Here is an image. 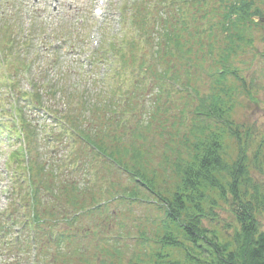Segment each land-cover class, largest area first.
<instances>
[{"label":"rangeland","instance_id":"rangeland-1","mask_svg":"<svg viewBox=\"0 0 264 264\" xmlns=\"http://www.w3.org/2000/svg\"><path fill=\"white\" fill-rule=\"evenodd\" d=\"M185 2L0 0V213L7 204L12 211L9 205L16 197L29 204L24 200L27 195H18L19 187L11 185L12 182L10 184L13 162H10L11 167L7 166L8 154L21 141L16 134L4 130L10 121L16 125V131L22 125L25 132L28 127L32 131L28 132L26 141L30 147L28 154L32 183L40 187L39 195L42 197L39 209L57 208L58 224L55 228L62 231L68 225L71 234V240L60 246L53 244L51 237L45 235L36 245L31 243L28 247L26 232L19 234L21 239H14L12 232L21 230L5 216L2 219L4 228L10 232L0 234V264H129L144 257L147 246L142 244L144 239L139 234L147 232V236H153L163 217L162 210L152 203L156 201L155 196L141 186L136 187L129 181L131 175L118 170L115 164L103 162L104 157L101 155L100 158L92 152L83 140L76 136L75 140L68 135L58 136L57 130H50L54 141L47 142L43 130L45 126L47 128L53 124V112L66 110L71 126L88 140L94 139L100 143L101 149L103 143L109 152L118 150L121 161H129L124 148L133 145L139 149V163L132 166L141 167V171L152 177H166L168 186L165 188H168L175 181L172 163L178 158L187 159L191 142L207 136V130L215 124L201 114L195 115L198 99L192 98L191 95L195 93L189 92L188 87L186 91L183 88L171 89V83H166L164 78V84L156 89L154 75L157 76L164 69L173 72L175 66L180 78L174 84L185 85L187 76L183 69L187 67L189 86L197 89L200 95L209 89L224 94L231 107L229 120L237 124L243 134L247 133L246 162L249 174L257 184L261 203L256 218L259 228L264 231V18L245 32L240 26L237 31L244 38L237 52L231 56L229 66L235 68L236 75L243 79L228 74L225 79L217 76L218 79L213 80L220 65L209 55H206L202 66L184 64L174 54H168L162 65L154 56L155 40L159 36L150 31L155 21L153 15L158 20L164 17L178 18L176 30L181 40H190V26L193 23L201 28L208 26L212 16L206 21V11L215 6L207 0L197 1L196 18L203 12L204 15L202 19L194 21L193 9ZM254 2L261 9L264 8V0ZM96 8L102 13L96 14ZM215 8L219 16L213 17L214 23L211 25L220 23L218 19L223 7ZM139 10H142L144 18L151 14L153 21L148 28L149 34L140 30L138 35L134 23L129 22L130 12L134 16L138 15ZM123 12L129 15L123 18ZM119 29L125 32L122 42H134L132 47L123 45L122 34L115 33ZM192 32L195 30L192 29ZM204 34L207 33L204 31ZM149 39L151 44L147 42ZM109 40L115 47V54L108 56L104 52L100 59L99 48ZM119 43L121 46L118 47ZM142 61L148 71L146 66L140 67ZM3 70H8L12 80L10 91ZM142 71L145 75L140 73ZM221 88L228 89L229 94L221 91ZM23 91L25 95L31 91L30 96L35 102L30 106L21 103L23 109H18L21 112L18 125L14 114L8 113L7 109L15 94L22 95ZM115 95H122L125 100H117ZM119 117L125 118L121 128H118ZM216 124L221 126L220 123ZM139 130L144 136L137 138ZM221 146L222 155L228 161L236 159L238 145L233 137H225ZM17 170L27 173L24 161L19 163ZM94 174L98 178L95 179ZM40 182L43 186H39ZM91 182L95 185L91 186ZM47 189L49 193H46ZM124 191L137 192L141 200L133 202L127 197L123 199ZM74 202L78 207L68 205ZM96 202H100V206L96 207ZM219 203L222 207L216 209L217 218L213 222L205 220V224L216 228L221 239L231 240L237 222L225 205ZM79 204H84V209L79 208ZM15 209L17 213L19 208ZM74 212L77 215L74 216ZM20 216L21 212L15 215L17 220ZM44 229L46 232L49 230L47 226ZM32 248L35 250L33 258L28 254ZM171 253L176 257L181 255L174 249H171Z\"/></svg>","mask_w":264,"mask_h":264},{"label":"trees","instance_id":"trees-1","mask_svg":"<svg viewBox=\"0 0 264 264\" xmlns=\"http://www.w3.org/2000/svg\"><path fill=\"white\" fill-rule=\"evenodd\" d=\"M197 1L200 0H191L188 3L195 12L199 6ZM207 1L212 6L223 7L220 13L221 18L218 19L220 23L210 24L214 23V16H219V11L215 7L211 8L206 11L205 16L206 21L212 16L208 26L201 28L193 23L190 29L192 28L195 32L193 33L191 29L190 40H181L176 30L178 18L155 20L154 30L159 37L155 40L157 46L154 52L162 65L168 54L176 55L184 64L200 66L206 59V55H209L215 63L218 62L220 65L213 80H217V76L225 79L228 74H234L236 78H239L241 76L236 75L235 68L229 66L231 56L237 52L239 43L244 38V36L241 38L242 33L237 31L240 27L245 32L248 27L257 26L259 20L264 18V8L261 9L254 0ZM200 15L197 20L202 19L204 12ZM135 17H138L140 28L148 34L149 25L143 20L142 10H139ZM185 29L187 30V27ZM204 31L207 34H204ZM147 42L151 44V39ZM184 72L188 77L187 67ZM179 78L180 76L173 72L169 79L174 83ZM212 91L213 89H209L207 93L200 95L197 89L193 90L198 97L196 115L201 114L215 124L213 127L209 125L207 136H202L203 131H201L202 137L191 142L187 159L178 158L172 163L175 169L173 185L165 188L168 186L165 183L168 181L166 177L163 179H159L156 175L152 177L147 172L141 171V167L132 166L133 163H139L138 157L141 154L140 150L133 145L124 148L125 153H128L126 155L129 157L128 162L120 160L118 150L110 151L108 154L110 161L118 165V170L127 172L128 176L133 177L132 179L129 176L131 183L136 187L141 186L146 192L155 196L156 201L151 202L163 212L159 225L152 233L153 236H147V232L139 234L144 239L142 244L147 246L144 257L137 258L129 264H264V231L259 228L256 218V211L261 201L257 193V184L253 182L246 162L247 137L245 134L247 133L243 134V130L229 120L231 107L228 106L225 95ZM221 91L229 94L228 89L221 88ZM123 98L125 100V97ZM112 108H114L113 105ZM119 119L123 118L119 117ZM216 123H220L221 126H217ZM118 126L121 128L122 125L119 123ZM214 128L216 129L213 130ZM140 131H137V138L144 136V133ZM227 136L233 137L238 145L237 157L232 161H228L222 155L221 143ZM98 151L106 153L100 147ZM160 185L162 188H159ZM162 189L168 193L164 194ZM33 192L34 194L30 196L31 211H28L30 213L26 217L32 220L31 226L35 225L36 229H39L38 235L41 236L42 226L46 222L57 223L55 216L58 212L53 208L40 212L42 197L38 196L39 189ZM123 193L124 198L127 194V198L133 202L141 200L137 192L124 191ZM219 202L225 205L237 222L231 240L221 239L216 228L205 224V220L213 222L217 218L216 209L222 207ZM74 204L75 202L70 205L76 208ZM75 215L77 212H74ZM69 220V218L66 219L67 222ZM70 223L69 221L68 224ZM25 225V227L28 226L27 223ZM69 231L70 227L67 225L52 243L60 246L71 240ZM171 249L180 252V257L171 253Z\"/></svg>","mask_w":264,"mask_h":264}]
</instances>
